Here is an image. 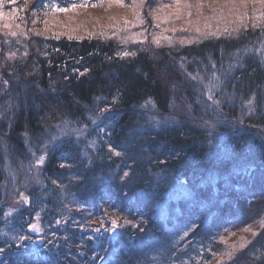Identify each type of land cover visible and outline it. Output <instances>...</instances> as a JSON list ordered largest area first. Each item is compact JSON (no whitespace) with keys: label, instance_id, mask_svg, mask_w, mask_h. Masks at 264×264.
Segmentation results:
<instances>
[{"label":"trees","instance_id":"16d2710c","mask_svg":"<svg viewBox=\"0 0 264 264\" xmlns=\"http://www.w3.org/2000/svg\"><path fill=\"white\" fill-rule=\"evenodd\" d=\"M29 1L3 0L1 6L6 14L12 9L23 13L27 31L22 53L9 58L6 32L0 29V108L8 111L11 129L5 133L13 149L22 148L23 137L49 138L47 132L59 121L81 125L98 116L107 129L92 167L73 138L49 150L43 167L44 201L36 210H42L41 243L20 241L27 233L26 216L16 227L17 239L3 237L8 225L0 206V264H152L164 249L178 257L185 243L175 242L184 233L192 243L232 224L264 217V25L241 27L236 33L205 31L183 43L170 33L173 40H159V45L139 39L135 45L125 44L97 35L70 40L34 34L46 0L23 8ZM201 5L185 13L204 24L215 17V9ZM148 20L150 30L158 28ZM121 52L136 55H117ZM213 63L225 80L221 103H231L237 114L246 101H253L251 128L226 135L219 146L189 121L155 123L142 110L151 103L169 114L172 84L180 83V70L203 75ZM191 86L188 81L183 86L188 95L195 92ZM109 144L122 154L110 153ZM2 162L0 151V200ZM61 163L69 166L61 168ZM124 171L129 176L123 177ZM65 193L72 198L67 211ZM105 207L131 224L115 237L95 238L86 227L90 220L103 218ZM213 249L211 255L230 250ZM228 258L227 264H264V226Z\"/></svg>","mask_w":264,"mask_h":264},{"label":"rangeland","instance_id":"374dc122","mask_svg":"<svg viewBox=\"0 0 264 264\" xmlns=\"http://www.w3.org/2000/svg\"><path fill=\"white\" fill-rule=\"evenodd\" d=\"M33 1L30 0L23 8L29 7ZM152 1L154 0H122L123 6H121L116 0H103V3L100 0H87V6L85 7H77L75 10L68 12H49L47 16L44 15L42 6L40 28L32 31L34 34L40 32L41 35L39 36L45 37L71 36L72 38H82L97 35L113 38L115 41L125 44L132 43L135 45L138 39L149 44V41L153 42L154 36L164 41L174 38L172 35H175L176 39L174 40L185 41L188 37L194 38L205 31L221 32L228 29L236 33L241 27L264 25V3H261V0H229L228 3L225 0H181L179 15H177L175 0H168L171 3L167 4H151ZM53 2L59 7L70 8L72 3L79 5L82 0L45 1V3ZM201 4L215 9V17L207 18L204 24L199 18H192L188 13H185L189 9L185 5H191V7L195 5L197 7ZM92 5L97 6L93 7ZM1 6L2 4H0V13L3 14V18L0 19V29L2 28V31L6 32V43L9 45L7 55L9 57L11 53H14V56H17L20 52L22 53L20 50L24 46H21V42L27 35V31L23 29L25 17L19 11L12 12L11 10V13L6 14L1 10ZM137 13L140 14L143 23H137ZM199 13L197 12L196 14ZM10 14L23 17L24 19L13 20L10 18ZM154 16L157 18L154 19ZM149 17L157 23V26L155 24L158 27L157 29L150 30V26H146V23H149ZM45 21H47V29L45 28ZM5 24H11V29L4 27L3 25ZM17 24L21 25L19 29L16 28ZM196 29H199V32ZM179 30H184V35L182 33L179 35L178 32L177 35L175 31ZM10 31H16L17 36H11ZM21 32H25L26 35H20ZM140 33H143V35H138ZM132 37H135V39H132ZM180 71L182 74L180 83L174 81L172 84V110L169 114L157 111L151 103H146L142 106V110L148 114L152 121L155 123L189 121L207 132L209 138L213 139V142H218L219 146L226 135L239 128H251L249 127L251 125L248 126V121L254 114L253 101L251 105L248 104L249 100L246 101L242 108L243 111L235 114L231 110V107H234L231 103L227 104L225 101L221 103L224 97L222 92H227L224 78L220 77V87L212 91L213 99L220 102L218 106L208 99L209 93L204 85L191 78L199 75L203 78L204 84H207L211 79L213 68L207 74H203L204 76L201 73H189L185 68ZM186 81L190 82L193 91H195L191 95H188V92L183 90ZM249 107L252 108L251 113H249ZM6 112L1 111L0 108V151L2 152L3 161L0 206L5 209L8 225L5 227L6 232L2 235L3 237L17 239L19 235L16 227L22 223L23 216H26L25 222L28 225L30 223L38 225L39 230L33 231L27 225V233L21 236L26 238L20 239V241L30 242L35 245L43 241L41 236L44 232L42 210L37 212V207L42 200L44 201V198L41 197L45 190L43 167L47 161L49 150L63 140L73 138L81 146L82 158L89 167H92L98 160V148L101 146V139L106 132L107 126L101 125L102 119L98 116L90 117V121L87 124L81 125L72 122H68L65 125L63 121H59L52 125L47 132L50 134L49 138L45 137L38 140L30 136L23 137V146L16 151V149H13L8 136H6L11 129ZM93 120L96 122L93 123ZM3 125L4 127L1 128ZM81 129H83L82 134ZM262 135L264 136V133ZM53 137L56 139H53ZM93 142H95L94 146ZM41 156L44 157V161L38 164L37 161ZM89 159H91V163H89ZM63 200L67 211L68 208L72 207V198L65 193ZM242 201L243 203L249 202L245 199ZM105 209L106 212L102 219L95 218L90 220L86 227L87 231L92 233L91 236L95 238L107 234H110V237H115L125 230L128 224H131V221L122 214L112 212L108 207H105ZM37 213L39 216H37ZM113 221H115V224H113ZM263 226L264 217L259 218L256 216L248 224H232V226L221 230L207 240L198 239L192 241V243L191 240H187L189 234L184 233L175 242L176 244L185 243V248L179 249V252L177 248V252L180 254L178 257L176 254L168 256L166 254L168 250L164 249L152 264H227L228 260L226 258L228 256H224V251L219 254L213 252L211 255L209 253L210 250L212 251V248H215L213 251L218 250L217 248H225V250L230 248L229 252L232 253L241 248L242 244L244 246L245 242L254 236L253 232L257 233V230ZM96 229H99V231H96ZM246 229L249 230L246 231ZM215 243H218V246Z\"/></svg>","mask_w":264,"mask_h":264},{"label":"snow or ice","instance_id":"6c2138e0","mask_svg":"<svg viewBox=\"0 0 264 264\" xmlns=\"http://www.w3.org/2000/svg\"><path fill=\"white\" fill-rule=\"evenodd\" d=\"M100 2L103 3V0H100ZM116 2L117 3H120L121 6H123L122 5V0H116ZM175 2H176V8H177V15H179V8H180L181 0H175ZM225 2L228 3L229 0H225ZM2 3H3V0H0V4H2ZM261 3H264V0H261ZM85 6H87V0H82V3L79 4V5H77L75 3H72V5H71L70 8H68V7H59L56 3L53 2V3H44L43 4V10H44V15L47 16L49 14V12H52V13H56V12H68V11H71V10H75L77 7H85ZM92 6L95 7L97 5H92ZM185 7H191V5H185ZM199 7H202V5H198V10H199ZM16 11H18V10L17 9H12V12H16ZM188 14L191 15L190 12ZM33 15L35 16V15H37V13L35 11H33ZM2 18H3V14L0 13V19H2ZM10 18L13 19V20H15V19H21V20H23L24 19L23 17H17V16H14V15H11V14H10ZM155 18H157V17L154 16V19ZM136 20H137V23H143V20H142V18H141V16H140L139 13H137ZM32 23H33V25H35L36 20H33ZM125 23H127V21H125ZM3 26L6 27V28H9V29H11V27H12L11 24H5ZM20 27H21L20 24H17L16 25V28L19 29ZM45 28L47 29V21H45ZM196 31L199 32V29H196ZM225 31H227V29H225ZM10 35L11 36H17V32L16 31H10ZM20 35H26V33L25 32H21ZM36 35H41V33L40 32H37ZM138 35L142 36L143 33H140ZM57 38H59V37L57 36ZM68 39L71 40L72 37L69 36ZM132 39H135V37H132ZM153 43L159 45V38L154 36L153 37ZM181 43H183V41H181ZM261 49H262V55H264V44H262ZM14 55H15L14 53H11L9 55V58L14 57ZM25 55H26V53H25ZM117 55H119L121 57H123V56H129V55L135 56L136 53L135 52H121V53H117ZM212 68H213L214 71L212 72L211 79L208 81L207 84H204L203 78L200 77L199 75L192 76L191 78L193 80L198 81L200 84H203L204 85V87L207 89V91L209 93L208 99L209 100H212L213 103L218 106L220 102L218 100H214L213 99L212 91H213V89H218L220 87L221 81H220L219 76L216 75V72H215L216 64L215 63L212 64ZM86 71H87V69H85V72ZM79 75L83 76L84 75V72H80ZM65 78L67 79V77H65ZM2 82H3L4 85H7L8 84V81L7 80H3ZM254 99H255V97H253V100ZM113 102H115V100ZM248 104L251 105L252 104V100H249L248 101ZM103 111L104 110L102 109L101 112H103ZM251 111H252V108L249 107V113H251ZM92 122L95 123L96 121L93 120ZM64 123H65V125H67L68 122L65 121ZM80 131H81V134H82L83 133V129H81ZM53 139H56V138L53 137ZM94 144H95V142H93V146H94ZM108 151L110 153L114 154L115 156H120L122 154L120 151H117L111 144L108 145ZM43 161H44V157L41 156L39 158V160L37 161V163L38 164H41V163H43ZM89 163H91V159H89ZM68 166L69 165H66L64 163H61L60 164V167L61 168L68 167ZM127 176H129V172L128 171H124L123 172V177H127ZM53 183H55V181H53ZM24 199L27 200L26 197H24ZM37 216H39L38 213H37ZM59 223H60V221H57V224H59ZM126 223H127V221H126ZM113 224H115V221H113ZM28 227L31 230H33V231L39 230V227L36 224H31L30 223L28 225ZM141 230H143V229H141ZM247 230H249V229H246V231ZM96 231H99V229H96ZM53 235H55V233H53ZM253 235L255 236V235H257V233L253 232ZM25 238L26 237H20V239H25ZM241 247H243V244L241 245ZM3 251H4L3 249H0V252H3ZM224 255H226L229 258H231V253L230 252L224 253Z\"/></svg>","mask_w":264,"mask_h":264},{"label":"water","instance_id":"95a60500","mask_svg":"<svg viewBox=\"0 0 264 264\" xmlns=\"http://www.w3.org/2000/svg\"><path fill=\"white\" fill-rule=\"evenodd\" d=\"M27 203H28V201H27Z\"/></svg>","mask_w":264,"mask_h":264}]
</instances>
